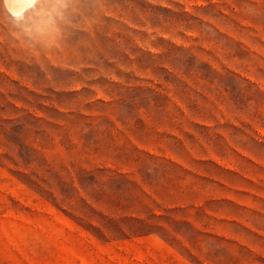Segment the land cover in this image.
Here are the masks:
<instances>
[{
	"label": "rangeland",
	"instance_id": "1",
	"mask_svg": "<svg viewBox=\"0 0 264 264\" xmlns=\"http://www.w3.org/2000/svg\"><path fill=\"white\" fill-rule=\"evenodd\" d=\"M26 8L0 0V264H264V0Z\"/></svg>",
	"mask_w": 264,
	"mask_h": 264
},
{
	"label": "bare ground",
	"instance_id": "2",
	"mask_svg": "<svg viewBox=\"0 0 264 264\" xmlns=\"http://www.w3.org/2000/svg\"><path fill=\"white\" fill-rule=\"evenodd\" d=\"M8 1L11 10L14 13H18V12H22L26 8V6H30L34 0H8Z\"/></svg>",
	"mask_w": 264,
	"mask_h": 264
}]
</instances>
